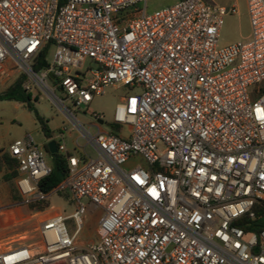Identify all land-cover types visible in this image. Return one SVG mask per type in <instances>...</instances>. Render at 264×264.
<instances>
[{
    "label": "built area",
    "instance_id": "built-area-1",
    "mask_svg": "<svg viewBox=\"0 0 264 264\" xmlns=\"http://www.w3.org/2000/svg\"><path fill=\"white\" fill-rule=\"evenodd\" d=\"M147 2L0 0V78L24 76L85 140L68 149L66 129L54 138L77 228L81 200L103 211L97 240L81 246L59 213L38 219L32 241L0 238V264H264V228L250 230L264 219V0H247L248 37L223 47L235 6L178 0L148 12ZM113 85L139 90L113 112L127 134L101 132L96 114L92 134L64 102L87 106ZM8 154L17 205L48 200L44 148L27 135Z\"/></svg>",
    "mask_w": 264,
    "mask_h": 264
},
{
    "label": "rangeland",
    "instance_id": "rangeland-1",
    "mask_svg": "<svg viewBox=\"0 0 264 264\" xmlns=\"http://www.w3.org/2000/svg\"><path fill=\"white\" fill-rule=\"evenodd\" d=\"M168 0H148L147 11L154 10L158 4H167ZM214 4V3H212ZM244 32V22H241L237 15L227 16L224 19V24L221 28L219 35V47L229 45L240 39V35ZM54 48H51L47 52V60L52 59ZM88 63V62H87ZM2 78H0L1 80ZM51 87V81H47ZM1 90V87H0ZM139 90L135 89L130 91L128 87L122 85H113L106 88L105 92L100 96H95L91 102L86 105L76 106L71 101H65L64 106L71 112V114L84 125L85 128L94 134L97 132V128L94 127L96 119L94 114L100 117L102 124H98L97 127L101 132H115L124 136L127 134V127H113L112 116L117 103L120 98L127 96L131 93L136 94ZM55 94L59 98H64L60 89L55 91ZM36 101L32 102L40 116H42L48 124L49 128L53 130L66 129L64 142L67 147H71L73 142L77 140L78 144L83 146L85 140L79 136V132L75 129L72 123L59 111V109L49 100V98L42 92L35 93ZM9 121L5 123V126L9 130V133L14 136L15 134L22 132L24 128L31 129V137L38 146H42L44 140L43 134L40 132L37 122L31 112L24 106H19L16 109H10ZM118 128V131L117 129ZM70 131V135L68 132ZM87 153L91 157L95 156V153L90 147H86ZM46 161L49 162V157H46ZM133 162L129 163V166ZM14 183V181H13ZM9 182L3 179V171L0 170V210L4 209L8 204V187ZM21 200V198L19 199ZM49 207L47 212H59L61 215L68 217L65 220V227L69 235L75 233V244L81 246L88 242L97 240L96 226L97 221L103 214L102 210L93 212V207L89 204L88 200H81V204L84 206V212L81 214L82 226L77 228L75 220L70 216L77 209V203L74 202L68 191L63 188H56L48 197ZM18 208L14 210V213L6 214L5 219H0V238L4 244L10 243L17 245L18 243H27L36 239L37 233L35 229L38 228V217L43 213L38 211H32L26 204L18 205ZM21 207V208H20Z\"/></svg>",
    "mask_w": 264,
    "mask_h": 264
},
{
    "label": "trees",
    "instance_id": "trees-1",
    "mask_svg": "<svg viewBox=\"0 0 264 264\" xmlns=\"http://www.w3.org/2000/svg\"><path fill=\"white\" fill-rule=\"evenodd\" d=\"M44 56H45V52L42 55V59L35 66L36 71L41 69ZM24 81H25L24 76L17 77L12 84H10L2 92H0V101H16L23 103L27 108V110L33 114L44 138L46 140H49L52 138L53 132L48 127L47 121L42 116L39 115L36 108L33 106L32 102L33 101L35 102L36 98H32L31 94L28 93L23 88ZM111 126L114 127L113 124ZM116 129L118 131V128ZM112 133L115 132L112 131ZM44 148L45 151L49 153L46 145H44ZM49 156L51 157L50 173L38 183V189L44 194H48L54 189H56L62 183L67 172L66 161L62 155H60L59 153H56V155H51L49 153ZM17 166L18 163L15 159H13L6 152L2 153V155L0 156V170L1 169L5 170V173L3 174V179L5 181L10 182L14 177L17 176L18 174ZM9 191L12 200L20 199L16 187H14V185H12L11 183L9 185ZM27 206L32 211L43 212L49 207V203L46 199V200L29 203ZM257 213L258 215L259 214L264 215V207H257ZM252 227L254 228H250V230H254V231L261 230L262 228H264V219L254 222L252 224Z\"/></svg>",
    "mask_w": 264,
    "mask_h": 264
},
{
    "label": "crops",
    "instance_id": "crops-1",
    "mask_svg": "<svg viewBox=\"0 0 264 264\" xmlns=\"http://www.w3.org/2000/svg\"><path fill=\"white\" fill-rule=\"evenodd\" d=\"M168 1L169 2L167 4H158V6L155 9L171 5V4L175 3L178 0H168ZM204 1L207 2V3H210V4L214 3L215 5H220V6H224V7L235 6L237 8V14L236 15L240 18L241 22H244V32L240 35V39L239 40H243V39L248 37V35L250 33V26H249V21H248V16H247V0H204ZM239 40H237V41H239ZM16 78H17L16 75H13V76H10V77H6V78H2L0 80V87H1L0 92H2L10 84H12L13 81ZM19 106L24 107L25 105L23 103L16 102V101H0V156L4 152L8 153V147L13 141H15L17 139H21V138H23V137H25L27 135H30L31 132H32L30 128H24V130L22 132H19V133L15 134L14 136H12L9 133V130L7 129V127L5 126V123H7L10 120L9 119V111H10V109H16ZM37 126H38V124H37ZM38 128H39V126H38ZM50 130L53 132V134H52L53 136L49 140H46L44 138V140L42 141V144H41L42 148H44V145L47 146V143L49 141H51V140L54 141L56 133L58 131H60L59 129H57L55 131L52 128H50ZM68 135H70V131L68 132ZM73 146H74V142H73L71 147H67V148L68 149H72ZM44 150H45V148H44ZM48 157H49V163L51 164V157L49 156V153H48ZM2 171H3V174H4L5 170L2 169ZM17 177H18V174H17L16 177H14L9 182V184L11 183L12 185H14V187H16V179H17ZM13 181H14V183H13ZM19 202H20V200H12V198L10 196L9 187H8V204H7V206L4 209L0 210V219L3 221L5 219L6 214L14 213V210H16L18 208L17 204ZM41 213H43V215L39 216L38 219L41 218V217H46V216H49V215H52V214H55V213H59V212H47V209H46L45 211H43Z\"/></svg>",
    "mask_w": 264,
    "mask_h": 264
},
{
    "label": "water",
    "instance_id": "water-1",
    "mask_svg": "<svg viewBox=\"0 0 264 264\" xmlns=\"http://www.w3.org/2000/svg\"><path fill=\"white\" fill-rule=\"evenodd\" d=\"M46 65L43 64V67H45ZM50 77L52 78V75H50ZM100 124H102V121H99ZM47 150L51 155H56V144L55 141L51 140L47 143Z\"/></svg>",
    "mask_w": 264,
    "mask_h": 264
}]
</instances>
